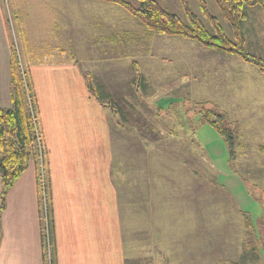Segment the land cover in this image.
<instances>
[{"label": "rangeland", "instance_id": "374dc122", "mask_svg": "<svg viewBox=\"0 0 264 264\" xmlns=\"http://www.w3.org/2000/svg\"><path fill=\"white\" fill-rule=\"evenodd\" d=\"M1 1L10 42L22 69L27 71L28 58L34 63L45 55L61 59L73 53L80 69L92 70L114 93L105 101L110 109L129 112L125 123L133 129L122 133L123 155L130 147L136 157L199 159L195 164L201 172L199 192L202 206L210 207L211 226L216 223L218 260L264 264V74L237 55L181 36L151 33L118 4L103 0ZM158 1L186 21L182 0ZM187 1L211 28L200 0ZM205 2L209 13L231 36V26L216 1ZM246 12V49L264 58L263 10L253 6ZM60 49L66 54L61 55ZM201 101L219 105L228 114L229 123L239 124L241 145L235 163L225 139L202 120ZM123 118L124 114L110 115L114 135L118 133L115 121L124 122ZM139 143L148 145L146 154ZM118 154L122 152L118 150ZM38 166L47 195L46 164ZM245 217L251 233L249 246ZM45 251H49L48 241Z\"/></svg>", "mask_w": 264, "mask_h": 264}, {"label": "crops", "instance_id": "0c3cea01", "mask_svg": "<svg viewBox=\"0 0 264 264\" xmlns=\"http://www.w3.org/2000/svg\"><path fill=\"white\" fill-rule=\"evenodd\" d=\"M11 53L0 0L4 108L12 106ZM72 55L27 60L46 149L48 193L40 187L39 166L32 158L0 211V264H45L46 197L57 264H129V259L134 264H217L216 223L211 226L210 207L202 206L199 159L136 157L130 147L123 155L122 133L133 129L125 123L129 112L114 111L95 98ZM87 70L112 97L103 80ZM110 110L114 117L124 114V122L114 123L115 135ZM139 146L146 154L148 145ZM1 190L0 179V205Z\"/></svg>", "mask_w": 264, "mask_h": 264}, {"label": "trees", "instance_id": "16d2710c", "mask_svg": "<svg viewBox=\"0 0 264 264\" xmlns=\"http://www.w3.org/2000/svg\"><path fill=\"white\" fill-rule=\"evenodd\" d=\"M103 1L124 7L151 33L181 36L195 40L206 47L237 55L243 61L256 66L264 74V58L256 56L246 49L244 35V23L248 17L247 7L261 6L264 14V0H215L222 16L231 26V36L227 34L218 18L209 13L205 0H200V4L211 28L206 26L202 19L191 10L187 0H182L186 11V21L182 20L178 14L165 9L158 0H138L137 4L128 0ZM72 57L76 61L75 56L72 55ZM134 64L137 63L134 62ZM11 72L12 106L4 108L0 105V179L2 184L0 211L5 206L8 190L26 170L30 159H35L38 165L43 167L46 154L30 71L22 69L19 54L13 47ZM82 73L89 92L95 98L102 103H105L107 99L110 100V97L100 89L91 71L82 67ZM199 103L202 104L200 109L202 120L215 128L225 139L230 160L235 163L237 149L241 145L239 124L229 123L228 114L219 105L210 101ZM112 105L116 106L115 103ZM42 173V170L39 169V183L43 190L45 188L42 186ZM43 211H45V216L42 215V217L47 222L43 226L44 246L46 247V241L49 245V251H44V261L45 264H57L53 245L51 206L48 197L45 198V207L42 201ZM244 225L247 230L246 243L249 246L251 233L246 217ZM218 264H224V261H219ZM230 264L239 263L231 262Z\"/></svg>", "mask_w": 264, "mask_h": 264}, {"label": "built area", "instance_id": "2783aa9c", "mask_svg": "<svg viewBox=\"0 0 264 264\" xmlns=\"http://www.w3.org/2000/svg\"><path fill=\"white\" fill-rule=\"evenodd\" d=\"M42 186H44V184H42Z\"/></svg>", "mask_w": 264, "mask_h": 264}]
</instances>
